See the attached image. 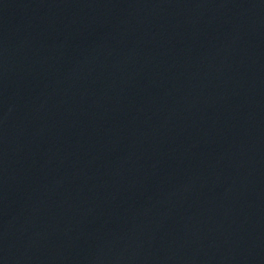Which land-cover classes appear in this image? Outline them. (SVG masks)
<instances>
[{
	"label": "water",
	"instance_id": "water-1",
	"mask_svg": "<svg viewBox=\"0 0 264 264\" xmlns=\"http://www.w3.org/2000/svg\"><path fill=\"white\" fill-rule=\"evenodd\" d=\"M0 264H264V0H0Z\"/></svg>",
	"mask_w": 264,
	"mask_h": 264
}]
</instances>
